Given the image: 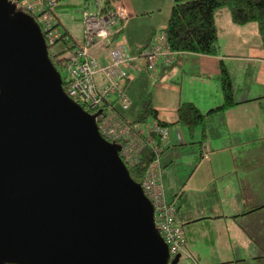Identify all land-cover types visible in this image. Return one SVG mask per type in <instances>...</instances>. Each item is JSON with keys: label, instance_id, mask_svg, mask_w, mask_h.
Listing matches in <instances>:
<instances>
[{"label": "water", "instance_id": "water-1", "mask_svg": "<svg viewBox=\"0 0 264 264\" xmlns=\"http://www.w3.org/2000/svg\"><path fill=\"white\" fill-rule=\"evenodd\" d=\"M101 112L68 95L36 19L0 0V263H180Z\"/></svg>", "mask_w": 264, "mask_h": 264}, {"label": "crops", "instance_id": "crops-1", "mask_svg": "<svg viewBox=\"0 0 264 264\" xmlns=\"http://www.w3.org/2000/svg\"><path fill=\"white\" fill-rule=\"evenodd\" d=\"M85 1L62 0L58 7L74 6L77 13V6L84 9ZM96 1H92L93 5L101 6L102 0ZM115 3L123 5L130 17L112 44L124 42L135 63L141 66L126 87L130 107L122 110L117 104L115 108L132 123L150 94L159 118L169 124L165 155L191 139L186 127L178 122L177 111L182 103L192 102L203 113L224 103L221 73L226 66L237 104L208 121L209 137L202 146L204 157L182 186V177L196 157L188 153L178 166L166 168L172 171L177 190L172 186L167 191L164 178L165 190L168 199L181 195L178 214L198 264H264V42L257 23L238 25L230 10H223L216 18L217 54L176 52L172 64L160 60L158 70L151 73L144 67L140 53L152 43L155 34L164 35L175 1ZM55 16L60 30L75 41L83 39V17L66 25L56 11ZM93 53L102 64L107 62V45L95 46ZM202 136L200 130L196 140Z\"/></svg>", "mask_w": 264, "mask_h": 264}, {"label": "built area", "instance_id": "built-area-1", "mask_svg": "<svg viewBox=\"0 0 264 264\" xmlns=\"http://www.w3.org/2000/svg\"><path fill=\"white\" fill-rule=\"evenodd\" d=\"M18 8L31 14L43 29L47 45L63 40L72 47L67 56V71L69 73L68 95L79 104L88 105L91 109L103 108L107 104H118L122 110L130 107V98L126 87L138 69L130 48L124 42L112 44L115 36L124 29V24L130 17L126 8L115 3L111 12L101 14L99 9L85 6L83 16V39L75 41L57 27L55 11L62 0H11ZM100 0H97L98 3ZM36 14V16H35ZM108 46V58L102 64L94 55L95 46ZM166 45V35H156L151 45L144 49L140 56L144 58V67L155 73L160 60L170 65L174 62V54ZM116 110V108H115ZM117 111V110H116ZM119 117V118H118ZM106 114L98 123L102 135L114 141L123 139L121 157L126 164H134L136 157L145 146L152 147L156 159L150 165V171L142 183L144 193L147 194L155 207V224L162 237L170 247V255L180 254L181 257L193 258L185 233L184 224L177 214L176 202L167 197L162 167V151L153 134H160L162 142L168 137V128L158 125L157 121L148 124L146 130L135 129L122 116ZM197 263V262H196Z\"/></svg>", "mask_w": 264, "mask_h": 264}, {"label": "trees", "instance_id": "trees-1", "mask_svg": "<svg viewBox=\"0 0 264 264\" xmlns=\"http://www.w3.org/2000/svg\"><path fill=\"white\" fill-rule=\"evenodd\" d=\"M93 0H86V6L91 7ZM118 0H102L101 6L97 7L101 14L111 12L114 9L115 2ZM175 3L171 10V16L168 21L167 27L163 30L166 35V45L171 51L176 52H192L201 54L215 55L218 52V26H217V15L223 10H230L232 15V20L238 25H245L251 22H255L258 25L259 31L261 33L262 42H264V0H174ZM92 9V8H91ZM151 44V43H150ZM148 43L145 47L150 46ZM49 48V47H48ZM72 47L66 44V48L63 49V57L61 59H56L50 52V59L54 62L57 70L62 74L63 84L65 90L67 91L69 87V76H63L62 70H67V55L72 51ZM61 53V54H62ZM222 88L224 92V103L221 106L212 108L207 113L201 112V110L192 102L182 103L178 108V122L183 124L191 139L189 143L178 144V149L172 151L170 154L165 155V147L163 141V151H162V167L164 169V176L166 168L175 164L182 163L183 155L191 153L194 155L195 160L190 166V170L187 174L182 177L181 186L187 181V178L195 170V167L199 163L203 156L202 146L209 137L207 134L208 121L214 115H221L225 110L232 108V106L237 104L235 99V88L233 87V79L230 76L226 66H223L222 73ZM84 109L92 114H98V123L102 121L104 115L109 113V109L113 104H107L103 108L91 109L88 105L81 104ZM108 105V106H107ZM137 119L129 123L135 129L142 130V127L154 121H157L158 125L163 128H168L169 124L164 123L160 118L157 109L151 100V95L149 94L142 102V106L138 111ZM203 134L200 140H196L197 135ZM153 136L156 138L157 143L162 146V139L160 134L155 133ZM195 140V141H194ZM121 146L125 144V141H114ZM192 145L193 147L189 146ZM156 153L152 147L145 146L144 150L136 157L134 164H127L128 169L131 173L133 180L142 184L144 182L146 169L150 166L152 162L155 161ZM177 193L173 198L169 199L172 202H176L177 214L181 204V195L178 197ZM177 198V199H175ZM3 264V263H0ZM8 264V263H4Z\"/></svg>", "mask_w": 264, "mask_h": 264}, {"label": "rangeland", "instance_id": "rangeland-1", "mask_svg": "<svg viewBox=\"0 0 264 264\" xmlns=\"http://www.w3.org/2000/svg\"><path fill=\"white\" fill-rule=\"evenodd\" d=\"M94 7H93V9L95 10V9H97V6H95V5H93ZM74 6H72L71 7V9H65V8H62V7H58L57 9H56V13L58 12V14H59V17H61V19H62V21L66 24V25H72V23H73V19L74 18H76V17H78V19H79V17H80V19H82V12H83V7H80V9H79V6H77V9H78V11H77V13H75V9L74 8H76V7H74ZM92 9V10H93ZM81 12V15L78 13V12ZM35 16H36V14H35ZM58 28H60V26H57ZM49 48H48V51H50L51 52V54L54 56V58H56L57 60L58 59H61L63 56V49H65L66 48V44H65V42L63 41V40H61V41H59V42H55L54 44H51V45H49L48 46ZM62 53V54H61ZM68 56V55H67ZM62 73H63V76H69V73H68V71L66 70H62ZM108 106V105H107ZM119 112H117L116 110H115V107H114V105L113 106H111V108L109 109V115H114V116H116V117H118V116H121V115H119L118 114ZM119 118V117H118ZM148 124L149 123H147V124H145L143 127H142V129H144V130H146L147 128H148ZM155 135V134H154ZM162 146H163V142H162ZM151 166V165H150ZM150 166L146 169L147 171H146V174H145V178H144V180L146 179V176L148 175V173H149V169H150ZM168 170V169H167ZM165 170V176H164V178H165V180H166V189H167V191L169 190V188L171 189L172 188V186H176L175 185V182H174V176H173V173H172V171L171 170ZM173 184V185H172ZM175 189L177 190V187H175ZM182 259H181V261H180V263L179 264H198V263H195L196 261L194 260V262H192L191 261V259H189V258H186L185 256H183V257H181ZM200 264H203L202 262H199Z\"/></svg>", "mask_w": 264, "mask_h": 264}]
</instances>
